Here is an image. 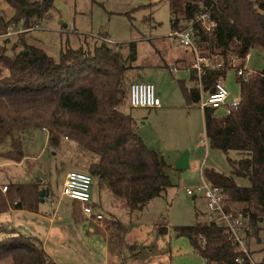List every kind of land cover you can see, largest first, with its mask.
<instances>
[{
  "label": "trees",
  "instance_id": "16d2710c",
  "mask_svg": "<svg viewBox=\"0 0 264 264\" xmlns=\"http://www.w3.org/2000/svg\"><path fill=\"white\" fill-rule=\"evenodd\" d=\"M4 1L14 14L0 23V35L20 23L23 33L32 30L50 16L54 3V0ZM170 1L174 5L183 3V12L175 9L172 14V30L179 27V22L203 12H208L210 20L216 23L211 31L200 28L197 35L201 55L217 54L224 61L222 68L203 76L207 89L212 90L214 82L224 78L238 60L247 58L253 48L264 51L261 11L264 0ZM5 37L0 43V146L9 140L10 147L0 151V156L21 162L25 155L24 133L42 128L48 133V146L57 147L63 139H70L92 153L89 174L100 187H109L130 214L161 196L172 184L168 170L173 163L148 146L137 131L136 118L119 109L129 93L130 84L127 87L123 76L133 67L136 43L122 44L128 49L124 55L120 48L101 38L92 42L88 36H78V46H72L67 38L57 59L42 47L27 43L23 36L9 51ZM196 78L190 69L189 78L177 79L187 104L200 100L198 89L186 85L187 80L195 82ZM237 81L239 108L224 116L205 108L204 124L211 148L225 153L234 150L241 157L228 158L231 174L209 168L203 173L228 195V209L249 216L248 240L258 234L259 221L264 218V71H258L247 81L241 78ZM234 176L248 179L250 185L239 186ZM6 185V191L0 187V214L12 209L39 210L40 184ZM49 191L51 194L50 188ZM72 216L77 222L84 218L78 201H73ZM120 229L118 225L117 235ZM175 230L177 235L189 237L193 249L208 264H251L222 225L205 221L178 225ZM4 258H10L11 264H59L37 237L0 225V261ZM258 264H264V260Z\"/></svg>",
  "mask_w": 264,
  "mask_h": 264
},
{
  "label": "rangeland",
  "instance_id": "374dc122",
  "mask_svg": "<svg viewBox=\"0 0 264 264\" xmlns=\"http://www.w3.org/2000/svg\"><path fill=\"white\" fill-rule=\"evenodd\" d=\"M175 9L181 14L183 3L174 5L170 0H54L50 16L42 19L37 27L23 33L25 30L20 23L10 27L11 32L12 28L15 30L12 35L7 34L9 29L0 35V43L7 36L9 51L23 36L26 42L42 47L57 59L67 38L72 46L79 45L78 36H88L92 42L101 38L120 48L124 55L128 53L124 46L135 42L136 59L123 76L126 85L128 87L133 81L152 82L162 101L160 108L131 107L127 94L126 102L119 105V109L136 118L137 131L148 146L162 152L174 163L168 170L172 184L142 210L130 214L109 187H100L94 179L95 212L104 217L102 223L108 228L85 219L86 223L78 225L77 233L82 229V234L74 235L79 248L68 261L76 264H208L193 249L189 237L177 235L175 228L207 221L203 193L197 192L194 198L187 193V189L202 185L201 168L231 174L228 158L238 159L241 154L234 150L225 153L211 148L205 134L204 109L199 106L200 100L187 104L184 99L177 79L189 78L195 52L171 36V17ZM261 11L264 13V8ZM0 14L3 15L0 23H4L13 16L14 10L0 0ZM216 55L213 57L218 58ZM235 64L264 71V51L255 47L247 58ZM237 79L235 68L229 69L223 78L229 91L228 102L240 98ZM186 85L193 86L194 82L187 80ZM205 98L203 95L202 99ZM216 113L226 115L223 108L217 109ZM9 147L8 140L0 146V151ZM23 150L25 155L21 162L0 156L1 185L35 182L40 184V190L50 188L51 194L40 202V206L46 213L52 208L58 209L62 224H65L63 227L74 228L71 223L73 201L62 196L63 182L67 171L89 173V161L94 155L70 139H63L57 147L48 146L47 131L42 128L24 133ZM185 153H188L191 166L176 168V161ZM204 178L208 180L205 174ZM234 179L239 186L250 185L246 178L234 176ZM23 216L17 215L14 222L20 225L16 228L21 232L28 225L35 226L30 218L25 223ZM9 218V215H0V224H5ZM118 225H121L119 235L116 233ZM259 226L258 234L247 240V248L256 263L264 260V218L259 221ZM162 228H166L165 231ZM10 263V258L0 261V264Z\"/></svg>",
  "mask_w": 264,
  "mask_h": 264
},
{
  "label": "built area",
  "instance_id": "2783aa9c",
  "mask_svg": "<svg viewBox=\"0 0 264 264\" xmlns=\"http://www.w3.org/2000/svg\"><path fill=\"white\" fill-rule=\"evenodd\" d=\"M215 26L216 23L210 20L208 12H203L189 20L179 22V27L172 30L171 36L179 44L191 47L195 52V61L192 63L191 69L197 77L194 86L200 93L199 106L203 109L212 108L217 110L223 108L226 114H230L239 108L240 99L228 102L229 91L223 83V78L214 82L212 90L207 89L203 83V76L208 71L222 68L224 64V61L219 55H216L219 59L214 58L213 56L215 55H201L197 45L199 29L211 31ZM10 30L11 28H9ZM10 33L12 32L10 31ZM233 66L236 70L237 77L242 80L247 81L258 73V71L246 69L244 66H238L236 64ZM203 95L206 96L205 100L202 99ZM128 96L131 107L160 108L162 106L161 98L152 82H131ZM201 176L202 185L194 189H187V193L193 196L197 192L203 193L206 201L204 213L207 217V222L222 225L225 233L237 249L248 256L251 264H258L253 261L250 251L247 248L246 229L249 224V216L240 211L228 209V195L221 187L212 184L204 178L203 168H201ZM93 183L94 178L91 174L84 171L72 170L67 172L65 176L61 193L62 196L80 202L84 215L95 218L96 220H103L104 217L100 213L95 212V206L92 202L91 190ZM1 188L3 191H6L7 185Z\"/></svg>",
  "mask_w": 264,
  "mask_h": 264
},
{
  "label": "crops",
  "instance_id": "0c3cea01",
  "mask_svg": "<svg viewBox=\"0 0 264 264\" xmlns=\"http://www.w3.org/2000/svg\"><path fill=\"white\" fill-rule=\"evenodd\" d=\"M2 18H3V15L0 14V19ZM13 33H15V30H13L12 28V33H10L9 36L12 35ZM16 34H19V32H16ZM47 138H48V133H47ZM189 166H191V161L189 163V159H188V167H184V168H189ZM1 184L3 183H0V187H2ZM91 196H92V202L94 206L96 207L97 201L95 198V193L93 192V186L91 190ZM45 211H46L45 208L40 206V209L38 211H29V210H24V209H12L0 215H3V214L9 215L11 219L10 218L7 219L5 224L16 229L17 231L18 229L16 228V226H20L14 223L17 215L18 216L24 215L23 217L25 218V223L27 221V218H30V220L35 224V226L28 225L27 227H24V230H25L24 232L26 233L21 232L20 230L19 232L37 237L42 242V245L44 249L46 250V252L59 264H76L73 261H68V260H69V256H73V253L76 252L79 248L74 238L75 234L76 235L82 234V229H79V232L77 233L78 225H81V223L84 224L86 222H91V223L96 222L98 223L99 226L108 228L106 224L102 223L103 220H96L95 218L88 217L86 215H84V218L82 221L77 222L74 220L72 216V210H71V218H72L71 223L72 225H74V228L73 227H63L65 226V224H62L63 218L58 215V209L56 211V208H52V211L51 212L49 211V213H46ZM85 219H86V222L84 221ZM5 224L2 223L0 225H5ZM68 225H71V224H68ZM39 226H43V228H39ZM111 227H114V226H111ZM92 230L94 229L92 228ZM116 231L119 232L118 229ZM117 238L119 239V236Z\"/></svg>",
  "mask_w": 264,
  "mask_h": 264
},
{
  "label": "water",
  "instance_id": "95a60500",
  "mask_svg": "<svg viewBox=\"0 0 264 264\" xmlns=\"http://www.w3.org/2000/svg\"><path fill=\"white\" fill-rule=\"evenodd\" d=\"M176 168L188 167V153H185L175 164ZM50 194L49 189H42L39 191L40 202L45 201V197ZM195 196H193L194 198Z\"/></svg>",
  "mask_w": 264,
  "mask_h": 264
}]
</instances>
